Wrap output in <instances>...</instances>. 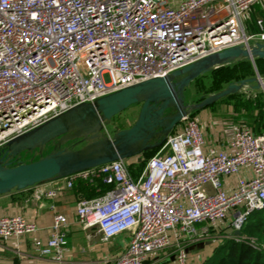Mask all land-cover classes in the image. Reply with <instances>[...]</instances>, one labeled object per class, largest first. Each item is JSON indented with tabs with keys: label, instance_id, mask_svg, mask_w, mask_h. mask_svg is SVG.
<instances>
[{
	"label": "built area",
	"instance_id": "obj_1",
	"mask_svg": "<svg viewBox=\"0 0 264 264\" xmlns=\"http://www.w3.org/2000/svg\"><path fill=\"white\" fill-rule=\"evenodd\" d=\"M258 1L0 0V148L79 105L230 48L264 45L261 20L255 34L244 26ZM225 143L223 149L209 144L188 112L167 137L166 152L150 157L137 178L126 160L79 174L111 188L80 198L76 223L103 241L129 235L125 252L107 264H147L171 247L176 264H189V245L245 239L220 233L241 232L264 209V130L240 124ZM75 176L66 178L68 189ZM33 194L36 200L57 196ZM36 229L21 215L0 216L1 241ZM51 229L34 245L67 264L65 215L55 214Z\"/></svg>",
	"mask_w": 264,
	"mask_h": 264
},
{
	"label": "water",
	"instance_id": "obj_2",
	"mask_svg": "<svg viewBox=\"0 0 264 264\" xmlns=\"http://www.w3.org/2000/svg\"><path fill=\"white\" fill-rule=\"evenodd\" d=\"M239 59L250 60L255 66V59L264 60V45L257 44L249 50L227 49L167 77L149 79L94 103L79 105L10 140L0 148V195L79 175L119 160L138 157L141 161L144 153L165 143L188 112L211 106L247 84L256 83L253 88L264 90V78L256 71V77L231 83L199 103L184 102L183 92L193 80ZM133 105L140 106L136 121L113 136L106 135L103 132L106 124ZM49 142H53V149L48 155L29 163L19 162L22 152L36 150L41 154ZM69 142H72L70 147H63ZM225 232L235 236L241 234L231 228Z\"/></svg>",
	"mask_w": 264,
	"mask_h": 264
},
{
	"label": "crops",
	"instance_id": "obj_3",
	"mask_svg": "<svg viewBox=\"0 0 264 264\" xmlns=\"http://www.w3.org/2000/svg\"><path fill=\"white\" fill-rule=\"evenodd\" d=\"M259 20L264 24V0H259L246 15L244 19L246 32L249 34L257 33L256 23ZM249 62L252 64L250 60ZM262 62L264 63V60L255 59V64ZM253 67L256 68L254 65ZM256 71L255 69V73ZM236 98L241 99L237 94L234 99L231 98L230 103H223L218 100L212 107L199 109L192 115L199 122L207 142L217 146L218 149L225 147V142L234 128L240 124L247 125L248 123L246 110L234 107ZM245 99L251 100L246 97ZM251 130L255 133H261L264 128ZM136 160L138 157L126 161L131 164ZM138 176L132 177L137 178ZM99 180L91 181V179L76 175L70 189L66 187L67 179L61 178L0 195V216L21 215L37 226L36 231L32 234L11 238L5 242L0 240V264H59L51 257L41 255L34 245L36 240H46L50 237L52 219L55 214L65 215L68 221L67 245L64 251L65 263L107 264L123 254L129 242L128 234H120L109 241H103L94 229H82L75 221L74 211L77 201L80 198H87L79 184L83 181L84 184L96 185ZM235 180L236 178L232 177L228 179V182L234 185ZM37 189L56 191L57 196L54 199L36 200L33 193ZM99 191L97 189L96 193ZM99 195L101 192L93 197ZM226 230L221 231L220 234L227 235ZM215 242L217 243L214 244ZM219 244L220 241L218 240H206L187 246L189 264H204L206 259L211 256L213 249ZM147 264H176L174 248H168L162 253L154 255Z\"/></svg>",
	"mask_w": 264,
	"mask_h": 264
},
{
	"label": "trees",
	"instance_id": "obj_4",
	"mask_svg": "<svg viewBox=\"0 0 264 264\" xmlns=\"http://www.w3.org/2000/svg\"><path fill=\"white\" fill-rule=\"evenodd\" d=\"M237 65H245L246 68H248L249 64H247L246 61H239L234 64L232 68L223 66L210 72L213 77V84L215 83L213 91L219 92V90H221V85L229 81V70L235 68ZM237 77L241 78L244 76ZM235 96H237L236 93L230 94L224 98L234 99ZM214 104L205 108L212 107ZM234 107L244 108V110H246L248 119L246 126L249 129L264 128V104L258 103L255 99L243 100L236 98ZM198 110L199 109L194 110L192 115ZM163 145L164 144L142 155V160L139 161L138 164V173L143 171L146 166V161L150 157L158 153L162 154L166 152V148L162 149ZM132 174L133 173H131V175ZM135 174L134 172L133 176ZM79 185L87 198L96 196L100 192L101 194L105 193L111 188L109 185L103 184L100 180L96 185L84 184L83 181ZM97 189L100 190L98 193H96ZM241 235L245 237V239H225L221 244L216 246L211 256L206 259L204 264H264V209L253 212L247 218L242 228ZM251 240L253 243H251Z\"/></svg>",
	"mask_w": 264,
	"mask_h": 264
},
{
	"label": "rangeland",
	"instance_id": "obj_5",
	"mask_svg": "<svg viewBox=\"0 0 264 264\" xmlns=\"http://www.w3.org/2000/svg\"><path fill=\"white\" fill-rule=\"evenodd\" d=\"M240 61H245L244 59H239ZM238 61V60H236ZM248 65V68H246L245 65H237L235 68L229 70V81L226 83H223L221 85V90L225 89L229 84L231 83H238L242 79H248L256 77L255 69L259 73V76L261 78H264V63H258L255 64L256 68L254 69L253 65L249 62V60H246ZM234 63L232 62L230 64L225 65L226 67L232 68L234 66ZM237 76H244V77H237ZM213 77L210 74V72L201 75L197 77L195 80H193L184 90L183 92V100L186 104H196L201 101V99L215 94L218 91H213V87L215 86V83L213 84ZM217 85V83H216ZM256 85V83L247 84L244 85L236 94H238L241 99L246 100L247 99H255L260 104H264V90L260 87L258 89L253 88ZM220 91V90H219ZM249 97V98H248ZM230 98H222L219 101L221 102H229ZM230 103V102H229ZM139 105H133L129 107L128 109L122 111L120 114L114 116L110 123H107L104 128V133L109 136H113L117 131L124 130L129 128L137 119L138 113H139ZM72 145V142H69L63 147H70ZM53 149V142L47 143V145L44 147L42 153L36 152L34 150L33 152L24 151L20 154L19 162L22 163H29L32 161L38 160L40 157H44L48 155ZM77 149V148H75ZM127 166L130 173L134 172L135 175H139L138 173V167H139V161H133L131 164L127 162ZM132 174V176H133ZM226 239V238H225ZM224 239V240H225ZM222 240V242L224 241ZM220 242V244L222 243ZM215 242L214 244H216Z\"/></svg>",
	"mask_w": 264,
	"mask_h": 264
}]
</instances>
